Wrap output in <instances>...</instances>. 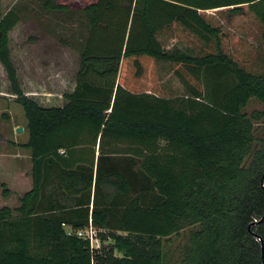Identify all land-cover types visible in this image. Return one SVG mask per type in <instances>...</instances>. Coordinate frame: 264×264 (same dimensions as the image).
I'll use <instances>...</instances> for the list:
<instances>
[{
    "label": "trees",
    "instance_id": "1",
    "mask_svg": "<svg viewBox=\"0 0 264 264\" xmlns=\"http://www.w3.org/2000/svg\"><path fill=\"white\" fill-rule=\"evenodd\" d=\"M76 1L42 5L88 25L60 107L21 91L7 37L18 17L0 14L31 161L16 215L0 208V264H162L163 240L187 228L185 264H264V110L242 111L264 106V0ZM244 15L255 54L239 61L223 24ZM89 223L97 249L74 234Z\"/></svg>",
    "mask_w": 264,
    "mask_h": 264
},
{
    "label": "rangeland",
    "instance_id": "2",
    "mask_svg": "<svg viewBox=\"0 0 264 264\" xmlns=\"http://www.w3.org/2000/svg\"><path fill=\"white\" fill-rule=\"evenodd\" d=\"M74 1L70 3L71 9H76L78 4ZM43 2L44 0H0V14L12 9L18 17V23L8 32L7 37L10 58L21 91L40 106L60 107L65 100L58 97L59 92L63 91H60L58 83L62 79L66 83L64 92L71 91L79 63L78 54L86 38L88 25L84 16L77 12L45 11ZM217 21L223 23L224 20ZM255 31L256 25L250 15L233 18L229 23L224 22L222 41L226 53L239 61L245 59L246 53L252 59L255 44L247 46L246 39L254 41L251 36L255 35ZM173 47L184 50L187 44L181 38L175 39L170 43V48ZM142 65L149 72L154 67L153 62L148 59L142 60ZM0 92V151L7 153L13 152V147L22 145L20 143H26L28 134L26 119L21 107L14 102L15 96L11 93L1 65ZM263 110L264 106L254 98L249 99L242 109L247 114ZM16 127L22 128L21 134L14 132ZM255 135L264 143V126L256 127ZM14 141L18 144L13 143ZM190 229L163 240L162 264H185L183 256L188 249Z\"/></svg>",
    "mask_w": 264,
    "mask_h": 264
},
{
    "label": "crops",
    "instance_id": "3",
    "mask_svg": "<svg viewBox=\"0 0 264 264\" xmlns=\"http://www.w3.org/2000/svg\"><path fill=\"white\" fill-rule=\"evenodd\" d=\"M6 12L7 10L4 13ZM60 80V83H58L59 89L63 91L59 92V99L62 98L63 95L72 92L75 84L74 78L71 91L64 92L66 83L62 79ZM13 143L18 144L16 141ZM12 150L14 151L7 153L0 151V208L7 207L12 211V215H16L14 209L18 208L20 205L19 197H22L25 192L31 189V161L30 151L28 149L22 148L19 145L18 147H13ZM128 171L130 172V168ZM3 189L6 190V195L3 194ZM65 230L68 231V227H66Z\"/></svg>",
    "mask_w": 264,
    "mask_h": 264
},
{
    "label": "built area",
    "instance_id": "4",
    "mask_svg": "<svg viewBox=\"0 0 264 264\" xmlns=\"http://www.w3.org/2000/svg\"><path fill=\"white\" fill-rule=\"evenodd\" d=\"M67 232H71L69 228ZM74 234L76 235V237L88 241L90 248L97 249L100 245L98 244L99 241L96 236V231L90 223L86 228L78 230Z\"/></svg>",
    "mask_w": 264,
    "mask_h": 264
},
{
    "label": "water",
    "instance_id": "5",
    "mask_svg": "<svg viewBox=\"0 0 264 264\" xmlns=\"http://www.w3.org/2000/svg\"><path fill=\"white\" fill-rule=\"evenodd\" d=\"M14 132L16 134H21L22 133V128L21 127H16Z\"/></svg>",
    "mask_w": 264,
    "mask_h": 264
}]
</instances>
